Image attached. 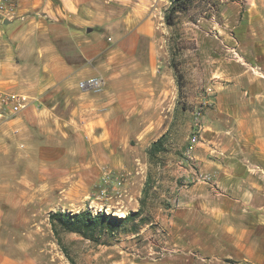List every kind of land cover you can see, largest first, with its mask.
Here are the masks:
<instances>
[{"label": "crops", "instance_id": "crops-1", "mask_svg": "<svg viewBox=\"0 0 264 264\" xmlns=\"http://www.w3.org/2000/svg\"><path fill=\"white\" fill-rule=\"evenodd\" d=\"M168 2L16 0L0 15V90L25 98L0 123V264H37L15 229L25 209L54 193L95 205L101 186L129 170L131 131L159 125L173 96L155 56ZM94 76L101 90L78 87ZM258 114L242 113L251 120L238 122L241 136L207 137L191 156L197 168L173 169V208L184 209L173 216V264H264Z\"/></svg>", "mask_w": 264, "mask_h": 264}, {"label": "rangeland", "instance_id": "rangeland-1", "mask_svg": "<svg viewBox=\"0 0 264 264\" xmlns=\"http://www.w3.org/2000/svg\"><path fill=\"white\" fill-rule=\"evenodd\" d=\"M165 11L156 18L155 56L171 76L169 108L157 127L131 131L129 170L101 186L108 188L95 205L54 193L25 209L26 220L19 217L15 229L37 264H173V216H184V209L173 208V169L184 163L197 168L191 156L207 137L241 136L238 122L264 117V0H193L172 25L165 23ZM247 110L252 116L245 118ZM166 131L167 150L149 159L150 143ZM189 179L176 182L184 188ZM86 207L117 216L140 209V215L107 241L57 224L55 235L50 212Z\"/></svg>", "mask_w": 264, "mask_h": 264}, {"label": "trees", "instance_id": "trees-1", "mask_svg": "<svg viewBox=\"0 0 264 264\" xmlns=\"http://www.w3.org/2000/svg\"><path fill=\"white\" fill-rule=\"evenodd\" d=\"M192 2L193 0H169V5L164 13L165 23L167 25L174 24L177 14L186 11ZM166 135L167 131L150 143L147 148L149 159L155 158L167 150L164 145ZM139 215L140 209L130 211L124 216H117L103 210L93 211L91 207H86L75 212L55 210L48 214V218L55 235L58 234L57 224L62 230L76 232L91 241L100 242L103 239L107 241L114 237L120 230H123L126 223L133 222Z\"/></svg>", "mask_w": 264, "mask_h": 264}, {"label": "built area", "instance_id": "built-area-1", "mask_svg": "<svg viewBox=\"0 0 264 264\" xmlns=\"http://www.w3.org/2000/svg\"><path fill=\"white\" fill-rule=\"evenodd\" d=\"M16 0H0V15H11L15 6ZM104 85V80L101 76H94L81 79L78 82V87L85 91H99ZM25 98L13 93L3 92L0 90V123L17 113L25 106ZM112 181H116L118 177H111ZM119 181V180H118Z\"/></svg>", "mask_w": 264, "mask_h": 264}, {"label": "water", "instance_id": "water-1", "mask_svg": "<svg viewBox=\"0 0 264 264\" xmlns=\"http://www.w3.org/2000/svg\"><path fill=\"white\" fill-rule=\"evenodd\" d=\"M3 22H4V23H7V22H8V20H7V19H4V20H3Z\"/></svg>", "mask_w": 264, "mask_h": 264}]
</instances>
